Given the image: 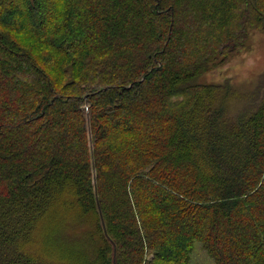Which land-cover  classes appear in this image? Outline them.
<instances>
[{
    "label": "trees",
    "instance_id": "16d2710c",
    "mask_svg": "<svg viewBox=\"0 0 264 264\" xmlns=\"http://www.w3.org/2000/svg\"><path fill=\"white\" fill-rule=\"evenodd\" d=\"M251 29L264 0H0V264H264V87L198 82Z\"/></svg>",
    "mask_w": 264,
    "mask_h": 264
},
{
    "label": "rangeland",
    "instance_id": "374dc122",
    "mask_svg": "<svg viewBox=\"0 0 264 264\" xmlns=\"http://www.w3.org/2000/svg\"><path fill=\"white\" fill-rule=\"evenodd\" d=\"M199 83L225 84L242 96L235 98L238 112L245 106L246 99L257 89L264 87V31L261 29L248 30L245 47L221 66L213 67L209 72L202 75ZM260 85V87H258ZM242 99V101H240ZM243 103V104H242ZM187 262V261H186ZM212 264V263H211Z\"/></svg>",
    "mask_w": 264,
    "mask_h": 264
}]
</instances>
